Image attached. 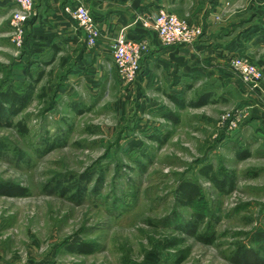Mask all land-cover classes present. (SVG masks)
Wrapping results in <instances>:
<instances>
[{"label": "rangeland", "instance_id": "rangeland-1", "mask_svg": "<svg viewBox=\"0 0 264 264\" xmlns=\"http://www.w3.org/2000/svg\"><path fill=\"white\" fill-rule=\"evenodd\" d=\"M214 1L186 0L179 6L181 19H192L195 9ZM234 2L235 10L252 3L257 6L251 14L264 15V0ZM10 9L9 25L7 7L0 10V94L7 83L25 90L26 67L33 81L43 71L26 41L22 47L12 43ZM143 64L142 59V69ZM58 65L36 85L24 111L9 124L0 123V183L26 191L0 197V264H234L237 246H252V236L264 231V101L259 92L252 96L256 106L242 94L222 103L214 116L223 115L221 124L226 114L247 115L233 132L229 120L219 129L211 123L197 128L191 112L173 127L163 118L169 105L165 98L137 91L143 73L130 86L114 73L94 96L82 83L70 90L63 82L62 88V71L54 74ZM150 99L162 107H152ZM238 153L249 156L241 160ZM209 166L219 180L232 182L230 190L221 192L202 174ZM86 176L91 182L79 202L75 192L64 196L56 190L59 183L73 185ZM186 182L200 187L208 209L197 233L177 229L194 221L197 210L182 203L180 188ZM176 238L184 240L183 246L165 250ZM82 242L96 245L97 252L78 254L75 248ZM182 252L187 258L178 263Z\"/></svg>", "mask_w": 264, "mask_h": 264}, {"label": "crops", "instance_id": "crops-1", "mask_svg": "<svg viewBox=\"0 0 264 264\" xmlns=\"http://www.w3.org/2000/svg\"><path fill=\"white\" fill-rule=\"evenodd\" d=\"M185 1L34 0L35 16L27 26L26 46L43 68L42 79L52 66L60 63L54 74L62 71L58 76L62 88L63 82L70 90H75L82 83L90 94L99 96L109 77L117 74L111 50L115 39L124 29L128 38L148 37L150 50L143 57V74L139 78L137 91L148 90L149 96L160 94L165 98L169 103L167 112L176 115L175 122L163 115L170 126H180L184 114L191 112L199 121L197 128L211 123L210 127L219 129L223 115L216 119L214 116L222 103H229L236 94L250 97L249 103L256 106L252 96L258 93L244 84L227 62L233 56L241 55L264 71V15L251 14L252 7L256 5L252 3L238 10H235L234 0L205 3L200 6L198 13L195 9L191 13L192 19L188 20L190 24L201 27L203 35L192 45L176 47L164 46L156 33L145 30L136 21L138 15L155 14L162 8L182 18L184 14L179 6L184 5ZM78 3L88 7L100 26L101 37L96 48L87 47L82 31L65 11L67 6ZM6 7L9 25L8 15L10 7L15 9V0H0V10ZM258 92L264 101V91ZM203 95L208 96L206 104L189 106V103L198 101ZM170 96L177 98L180 103L184 102L185 107L179 106ZM149 102L153 103L152 107H162L154 99ZM260 106L263 107V104ZM262 107L260 109L263 110ZM261 118L264 115L261 114Z\"/></svg>", "mask_w": 264, "mask_h": 264}, {"label": "built area", "instance_id": "built-area-1", "mask_svg": "<svg viewBox=\"0 0 264 264\" xmlns=\"http://www.w3.org/2000/svg\"><path fill=\"white\" fill-rule=\"evenodd\" d=\"M34 6V0H15V9L10 19V37L17 47H22L25 43L27 23L35 16ZM65 11L82 31L87 47L96 48L101 37V29L88 7L78 3L67 6ZM136 21L140 22L145 30L156 33L166 47L192 45L203 35L201 27L190 24L164 8L155 14L138 15ZM125 30L112 43L111 50L118 76L125 85L130 86L143 72L142 59L150 50V42L148 37L128 38ZM227 65L250 89L264 91V71L256 64L243 56L235 55ZM246 117L244 113L236 111L226 114L222 122L229 120L227 127L233 132L241 126Z\"/></svg>", "mask_w": 264, "mask_h": 264}, {"label": "trees", "instance_id": "trees-1", "mask_svg": "<svg viewBox=\"0 0 264 264\" xmlns=\"http://www.w3.org/2000/svg\"><path fill=\"white\" fill-rule=\"evenodd\" d=\"M33 19H31L27 25L31 24ZM27 37L25 38V41ZM24 75L26 80L29 82L25 86V90L23 92H18L13 87L12 83H7V91L0 94V123L6 122L9 124L11 119L15 116L21 114L24 109L29 105L32 101V98L36 91V85L43 77V72L38 73V78L36 80H32L34 78V73L32 72L31 67H26L24 70ZM171 100L177 103L179 106L185 107L184 102L180 103L177 98L170 96ZM208 100V96L203 95L200 99L196 102L189 103L191 107H200L206 104ZM7 105L8 107L6 108ZM167 120L173 121L176 115L172 112H167L164 116ZM18 126L22 127V124ZM23 130H26L23 128ZM1 149V148H0ZM239 159H245L249 155H242V153H238L237 155ZM202 174L209 179L215 187L220 190L221 192H225L232 188V182L225 180H219L217 175L213 172L211 166L206 167L203 169ZM91 176H86L85 179L79 181L78 183H74L73 185H65L58 184L56 187L57 191H60L61 195H68L71 192H75L73 198L77 202L83 200L84 196L88 192V186L90 184ZM100 180H103L102 178ZM101 182V181H100ZM26 193L25 189L20 188L12 183H0V197H7V196H16V195H24ZM180 195L182 198L183 205L187 207L197 208L195 213V220L183 223L184 225H178L177 229H187L193 228L194 232L197 233L198 224L202 223L205 219V216L208 213L207 206L204 204V199L201 196V189L198 185L186 182L180 188ZM176 222V221H175ZM178 222V221H177ZM182 224V223H181ZM195 233V234H196ZM200 235L199 238H203L201 240H207L209 237ZM211 241V239H209ZM207 242V241H206ZM184 244L183 239H173L172 241H168L165 245V250H178ZM250 244L255 246L256 248L248 245V244H239L236 250L233 253V261L234 264H264V231L256 232L251 240ZM76 252L81 255H92L97 252L96 245H92L90 243H80L76 246ZM187 258V252H182V256H180L178 263H182Z\"/></svg>", "mask_w": 264, "mask_h": 264}]
</instances>
